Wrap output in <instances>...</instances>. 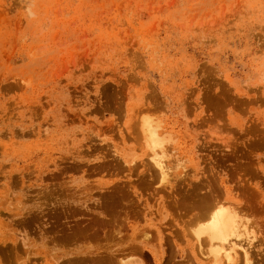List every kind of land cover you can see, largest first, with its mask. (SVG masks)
Masks as SVG:
<instances>
[{
    "label": "rangeland",
    "instance_id": "rangeland-1",
    "mask_svg": "<svg viewBox=\"0 0 264 264\" xmlns=\"http://www.w3.org/2000/svg\"><path fill=\"white\" fill-rule=\"evenodd\" d=\"M219 201L226 262L190 233ZM234 261L264 264V0H0V264Z\"/></svg>",
    "mask_w": 264,
    "mask_h": 264
},
{
    "label": "bare ground",
    "instance_id": "bare-ground-1",
    "mask_svg": "<svg viewBox=\"0 0 264 264\" xmlns=\"http://www.w3.org/2000/svg\"><path fill=\"white\" fill-rule=\"evenodd\" d=\"M147 120L144 117L141 120V122L138 121L140 124L137 130L140 129L139 134L141 133L140 135L138 134L140 136L139 140H141V146L143 150H145L146 152L145 155L147 156V159L150 161L151 166H153V169L154 168L157 169L155 170L156 172L154 171L156 173L157 178H160L159 176H161L160 179H165L166 176H165L164 167L166 168V165H164L162 161V155H163L162 153L164 152L163 144L166 139L165 137L166 133H164L163 131L159 132L157 130L159 126H153L152 120L151 119L149 121ZM211 203L210 205H208L205 212L201 214L200 219H198L193 223L190 229V233L192 234V238L196 240L198 248H200L199 250L200 252H201L200 246L203 247L202 244L206 243L209 250V254H211L210 256H212L213 258L212 260L216 262L221 260L220 258L222 257L224 258V260L226 259L227 261H230V258L232 257L230 253L232 252V250L234 252L233 249L234 246L242 243V242L239 243V241L242 240L243 236H244L243 239H245L246 236L247 238H249L248 231L246 229L248 227L247 226L245 227L244 224L245 222L242 221L244 220V218L241 219V216L235 210V206H232L231 204H229V202L223 203L219 201L216 203H212V204ZM251 238H249V240ZM246 244L242 243V246ZM204 246L206 248V245ZM236 249L237 248L235 247V250ZM243 249H245V247ZM242 253L243 252H241V254ZM226 260L224 262H226Z\"/></svg>",
    "mask_w": 264,
    "mask_h": 264
}]
</instances>
